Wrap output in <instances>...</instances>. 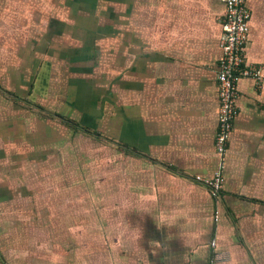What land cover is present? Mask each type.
<instances>
[{"label":"crops","instance_id":"obj_1","mask_svg":"<svg viewBox=\"0 0 264 264\" xmlns=\"http://www.w3.org/2000/svg\"><path fill=\"white\" fill-rule=\"evenodd\" d=\"M33 3L0 0V264H264V79L240 82L222 201L198 182L219 165L222 0H112L101 69L56 60Z\"/></svg>","mask_w":264,"mask_h":264},{"label":"rangeland","instance_id":"obj_2","mask_svg":"<svg viewBox=\"0 0 264 264\" xmlns=\"http://www.w3.org/2000/svg\"><path fill=\"white\" fill-rule=\"evenodd\" d=\"M40 17L48 19L49 52L82 69L108 67L114 25L125 15L112 14V0H33ZM102 7L100 8V4ZM35 16V15H34ZM38 20V19H37ZM43 20H38L42 24ZM121 32H119V35ZM75 60V61H74ZM78 62V61H77ZM89 74V73H88Z\"/></svg>","mask_w":264,"mask_h":264},{"label":"built area","instance_id":"obj_3","mask_svg":"<svg viewBox=\"0 0 264 264\" xmlns=\"http://www.w3.org/2000/svg\"><path fill=\"white\" fill-rule=\"evenodd\" d=\"M222 3L226 13L221 22L223 26L221 46L224 56L218 74L221 108L216 148L219 165L212 180H198L218 203L223 198L227 157L239 113L240 82L243 78H250L261 87L264 79L262 69L249 64L247 59L252 19L248 0H222Z\"/></svg>","mask_w":264,"mask_h":264}]
</instances>
